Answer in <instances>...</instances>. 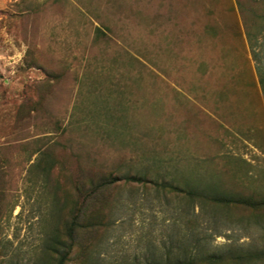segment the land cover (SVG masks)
I'll return each instance as SVG.
<instances>
[{
    "label": "rangeland",
    "instance_id": "rangeland-1",
    "mask_svg": "<svg viewBox=\"0 0 264 264\" xmlns=\"http://www.w3.org/2000/svg\"><path fill=\"white\" fill-rule=\"evenodd\" d=\"M252 12L264 29L253 0H0V264H149L196 239L264 249V217L156 183L264 194ZM44 158L60 162L48 177ZM81 168L121 180L89 199Z\"/></svg>",
    "mask_w": 264,
    "mask_h": 264
},
{
    "label": "trees",
    "instance_id": "trees-1",
    "mask_svg": "<svg viewBox=\"0 0 264 264\" xmlns=\"http://www.w3.org/2000/svg\"><path fill=\"white\" fill-rule=\"evenodd\" d=\"M256 4H264V0H253ZM239 6L242 11H244V5L239 2ZM252 11L253 8H252ZM255 16V12H252L251 17L245 19L246 24V33L249 38L251 44V50L254 54H256V45L260 39V36L264 38V29L257 30L253 26V18ZM264 18V17H263ZM252 21V23H251ZM259 80L264 92V69L261 67L258 68ZM33 154H38L43 152L42 145H38L33 150ZM1 162V157H0ZM60 164L57 160H53V158H44L37 164H33L38 171H40L43 175L48 177L50 172ZM2 167H0L1 170ZM3 169V168H2ZM2 173V172H1ZM81 184L85 191V195L87 198L92 199L95 197L97 191L101 188H105L111 186L121 178L115 174H109L106 176H100L96 174H90L89 170L84 168L80 169ZM3 176V175H2ZM126 179L129 181H146L147 176H126ZM158 183L163 190H170L172 192L184 194V197L196 200L200 202L201 207L210 206L214 208H220L225 210H242L245 213H250V216L258 221L259 217H264V194L260 195H246L239 193H228L218 190L213 187H181L175 182H166L165 179L162 182ZM80 184V185H81ZM4 181L0 177V213L3 209V202L6 198V191L3 187ZM86 187H89V190H85ZM79 189V188H78ZM81 190V189H80ZM94 219V218H93ZM91 219L90 221H92ZM85 219L82 222V219L79 215L74 216L71 222L68 223L69 236L72 240L75 239L74 236L76 233V229H82L86 226ZM89 221V220H88ZM87 225H93V223H89ZM66 258V257H65ZM264 261V249H255V250H241L235 249L228 252H213L203 246L201 240L196 239L193 243L187 247L186 245L182 247L180 253L176 255L172 250H169L164 260L157 261L155 263L149 264H257ZM58 264H64L63 260H60Z\"/></svg>",
    "mask_w": 264,
    "mask_h": 264
}]
</instances>
